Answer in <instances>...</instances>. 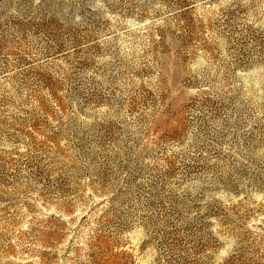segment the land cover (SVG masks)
<instances>
[{
	"label": "rangeland",
	"instance_id": "1",
	"mask_svg": "<svg viewBox=\"0 0 264 264\" xmlns=\"http://www.w3.org/2000/svg\"><path fill=\"white\" fill-rule=\"evenodd\" d=\"M0 264H264V0H0Z\"/></svg>",
	"mask_w": 264,
	"mask_h": 264
}]
</instances>
